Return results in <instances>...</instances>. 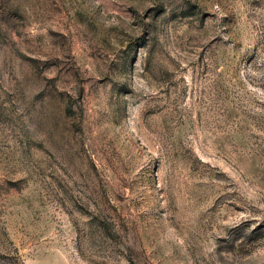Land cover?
I'll return each instance as SVG.
<instances>
[{
    "label": "rangeland",
    "instance_id": "rangeland-1",
    "mask_svg": "<svg viewBox=\"0 0 264 264\" xmlns=\"http://www.w3.org/2000/svg\"><path fill=\"white\" fill-rule=\"evenodd\" d=\"M0 264H264V0H0Z\"/></svg>",
    "mask_w": 264,
    "mask_h": 264
}]
</instances>
